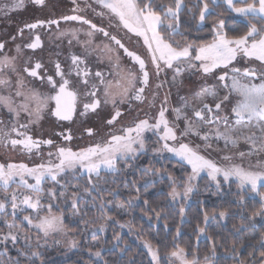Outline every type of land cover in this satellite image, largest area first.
Wrapping results in <instances>:
<instances>
[{"label":"snow or ice","instance_id":"obj_1","mask_svg":"<svg viewBox=\"0 0 264 264\" xmlns=\"http://www.w3.org/2000/svg\"><path fill=\"white\" fill-rule=\"evenodd\" d=\"M28 2L37 7L46 5V0ZM92 3L100 11L93 8ZM92 3L83 0L84 7H81L78 0H72L74 7L71 11L75 14L63 15L58 19H37L18 30L22 35L25 29L31 32L55 25L58 37H70V45L73 40L81 44L83 54L71 55V64L67 69L56 61L54 74L45 71L42 75V63L36 61L32 64L30 58L20 67L21 45L16 44V54L11 55L5 51L6 43L0 41V113L8 117L5 123L3 115H0V145L5 148L10 146L13 151L27 154L29 158L40 157V162L31 166L24 162L0 163V189L3 193L0 212L5 213L0 222L7 228V232H0V239L11 241L14 245L20 240L24 241L23 247L16 249V257L10 256L7 247L3 249L0 255L6 259L2 264H46L43 250L49 246V238H53V243L57 245L61 240L55 237L67 238L68 249L80 245V240L70 236L73 229L66 220L70 223L72 217L80 212L78 201L81 194L72 191L67 197L73 210L71 217H68L62 206L66 200L59 199L51 188L47 189L45 196L43 185L48 180L62 184L66 183L65 178L69 174L75 179L86 176L87 186L83 191L89 195L96 194L93 200H99L98 210L105 221L92 227L104 232L107 221L120 223L114 215L109 214L110 210L114 207L118 212H127V209L123 203L114 204L113 200L104 199L98 181L103 179L102 172H119L120 161L127 163L146 153L148 145L145 133L149 132L157 137L156 143L159 145L152 148L154 154L162 157L165 152L171 153L178 158L182 167L186 164L191 168L183 176H177L166 168L148 166L144 169L145 174L167 175L171 181V190L167 195L173 201L177 198L187 200L196 187L193 181L204 173L217 190L225 183L236 185L239 195L234 205L241 215V228L244 227L243 214L246 211L249 212V221L254 222L257 217L264 220V159H261L264 155V0H195L194 4L191 0H92ZM25 5L26 0H8L0 5V12L7 14L23 9ZM88 10L101 20L106 18L108 26H100L81 14ZM225 12L242 18L246 22V30L230 35V31L237 30L228 29L223 18ZM184 13L191 14L199 28H203L208 18L215 14L218 19L211 25V39H187L181 30V16ZM253 19L258 23H253ZM61 21L79 22L87 28L60 30ZM81 32L87 39L80 40ZM97 34L102 35L106 42L95 43ZM133 36L137 43L142 39L143 52L127 46L124 37L131 40ZM15 39L13 36V42ZM24 47L32 50L42 47L40 35L36 34L31 43ZM93 55L98 63L107 62V71L100 68L93 71L89 67L88 57ZM238 57L248 66L230 68ZM257 63L259 67L255 66ZM220 68H230L231 72L222 71L216 77L223 82V91L215 86L202 87L182 108L171 109L174 116L171 120L166 94L156 115L134 118L129 124L116 127L125 114L123 105L132 110L135 102L143 104L148 100L146 91L151 87L153 76L159 78L162 72L170 70L171 84L182 85L186 73L207 77L215 75ZM26 77L33 78V82ZM34 81H39L40 86H36ZM164 83L167 81H160L155 87L159 89ZM42 87H46L47 91L41 90ZM156 96L157 93H153L148 101L151 107H155ZM229 104L235 117L232 125L228 123V115L221 114ZM101 113L104 115L101 116ZM49 117L56 122L78 121L80 127L76 131L79 135L72 127H67L54 133L61 138L60 143L51 137L44 138L34 130ZM92 117H99L102 125L89 124ZM190 136L204 141L205 149L212 148L208 143L211 136L223 139L224 148L217 147L216 151L224 152L221 159L227 163H218L202 154L201 145L193 144L188 139ZM74 139L86 142L74 149L71 146ZM241 139L251 144L252 151L247 154L241 152L239 156L244 158L247 155L249 159L256 157L254 165L245 167L233 162L235 153L229 150L228 145L231 143L235 146ZM44 145L54 149L47 153V159L41 152ZM29 178L34 182L30 183ZM131 183L135 186L137 181ZM13 184L16 188L9 191ZM73 187L79 188V185ZM136 191L139 193L138 188ZM108 194L117 193L112 189ZM60 195L63 197L65 194ZM246 196L253 202L258 198L259 206L249 211ZM135 199H139V196H129L127 203L131 205ZM148 203L145 199L144 204ZM9 204L11 218L6 211ZM150 211L159 219L163 209L156 211L152 208ZM180 212L183 216V206ZM144 214L148 215L147 212ZM232 214L231 206L222 207L218 211L213 209L211 214L205 211L204 220L207 222L210 215L212 219L225 220ZM120 227L132 230L130 221L121 223ZM233 228L239 232L236 225ZM32 230H35L34 240ZM197 232L211 241V255L205 253L202 261L198 248L181 245L179 240L182 233L177 229L172 237L171 249L164 253L167 257L165 264H216L218 247L230 255L234 264H264V231L260 232L257 240L249 241L247 245L243 241L238 245L233 240L229 246L218 243L204 227L197 226ZM92 239L93 246L87 248L92 259L86 264H109L104 258L106 252L114 254L115 249L124 251L119 233H114L115 243L108 249L100 242L96 231H93ZM143 245L151 257L149 264H162L159 246H154L149 240H144ZM248 248L252 251H247Z\"/></svg>","mask_w":264,"mask_h":264},{"label":"trees","instance_id":"obj_2","mask_svg":"<svg viewBox=\"0 0 264 264\" xmlns=\"http://www.w3.org/2000/svg\"><path fill=\"white\" fill-rule=\"evenodd\" d=\"M191 3H195V0H191ZM218 11H224L223 9H218ZM226 20V25L228 29L235 28L237 31H230L229 34H241L246 30V22L242 18L236 17L232 13L225 12L223 17ZM215 19L218 17L215 14L212 17H209L206 24L203 28L197 26V21L192 18L191 14L184 13L181 16V30L185 33V36L189 40H198V39H211L210 28ZM147 158L140 157L138 160H135L131 163V168L125 166V164L120 165V171L117 172V175H109L113 179H106L102 184L106 187L104 196L109 200H113L114 204L116 203H125L126 199L124 196L129 197L139 196V199L133 200L131 211H133L131 216V224L133 229L142 236L145 240L152 242L154 246H159L161 255L163 257L162 264H165L167 257L164 256L166 251H169L172 247L171 241L172 237L176 235L177 229L182 233L179 242L181 245H187L191 248H198L200 252V258L203 261L205 253L209 252V247L211 241L208 240L207 236L201 235L197 232V226L206 228V231L213 238L218 240V243H222L225 246H229L233 240L239 245L242 241L247 245L249 241H255L259 238L261 231H264V220L257 217L256 220L249 221L247 216L248 211L243 214V224L244 227H240L242 223L241 215L239 210L235 207L234 201L238 197L239 193L237 187L234 183L222 185L220 190L213 188L212 186L205 187V182L202 180L201 188L198 186V190L193 196V202L184 210V215H181L180 206L175 204L167 193L171 190L169 180L167 178H160L159 175L151 174L153 183L145 187L139 186V174L141 173L139 167L141 165L147 164ZM177 162H170V160L165 161H154V169H168L169 171H174L176 168ZM176 164L173 168V165ZM137 181L135 188L131 181ZM199 185V184H198ZM85 188L87 185H80ZM57 193H59L58 186H55ZM139 189L137 193L136 189ZM115 189L116 196L113 197L109 195V191ZM84 195V193H82ZM95 195V194H94ZM149 201L148 205L144 204V200ZM247 208L252 210L254 207L259 206L258 198L255 202L251 199H248L246 196ZM128 204V203H127ZM232 207L233 214L225 220L212 219L211 215L209 220L205 222L204 212L207 211L209 214L212 213L213 209L217 211L222 207ZM155 208L156 211L161 212L159 219L156 218L155 214L150 210ZM89 211L92 210V207L88 208ZM117 210L113 207L110 210V215H114L117 219L119 218ZM147 212L148 215L144 213ZM66 223L69 224V227L73 229L70 234L79 236L80 228L79 223L76 224L69 223L66 220ZM114 222H109L107 230L105 231L103 237L101 238L102 244L105 245V248H112V245L115 243L113 241L114 233H119L121 236V247L124 248L123 252H120L118 249L114 250L113 253L105 254V259L109 264H149L150 259L148 254L139 246L136 242V239L132 238L130 234L121 231L116 227ZM255 224V227H253ZM167 225V227L165 226ZM233 225H236L239 228V232L233 228ZM80 247L73 252H65L59 250L57 253L55 249L53 251H47L44 256L46 264H86V262L91 259L90 256L82 249L84 246L83 241H81ZM247 251H252L251 248H248ZM246 255V253H245ZM216 264H234V261L230 258L229 254H226L223 248H217V257Z\"/></svg>","mask_w":264,"mask_h":264},{"label":"rangeland","instance_id":"obj_3","mask_svg":"<svg viewBox=\"0 0 264 264\" xmlns=\"http://www.w3.org/2000/svg\"><path fill=\"white\" fill-rule=\"evenodd\" d=\"M253 23H258L257 20L253 19L252 20ZM177 39H180V37H176ZM142 43V39L140 40ZM248 66V64L243 60L240 59L239 57L237 58L236 61H234L232 63V65L230 66V68L232 67H239V68H243ZM256 67H259V64L257 63L255 65ZM230 68L229 69H224V68H220L216 70L215 75H209L207 77H202L199 74L196 75H192L189 73H186L183 77L184 83L182 85H172L171 84V78H172V72L166 71V72H162L160 77L157 78L155 77L156 81H155V85L157 83H159L160 81H167V83H164L163 87L157 89L154 91L155 93H157L156 99L154 101L155 103V107H151L150 104L148 106V108H146V110H142L140 113H138L137 115L131 117L129 120H127L124 125L129 124L134 118H144L145 116H154L156 115V113L159 110V107L161 105V102L164 100L165 95H168V108H169V113H168V117L169 119H173V113L171 111V109L173 108H182L184 106L185 103L190 102L192 100V98L196 95V93H198L200 91V89L202 87L208 86V87H217L218 89H220L221 91H223L222 89V84L223 82H220L216 79V77H218L220 75V73L222 71H229L230 72ZM228 112V105L227 107L224 109V112L221 113L222 115L226 114ZM231 112V111H230ZM232 114V113H231ZM235 122V117L232 114V116H230V118H228V123L230 125L234 124ZM181 127H183V125L181 124ZM146 136V142L148 145V151L144 154H141L138 156L137 159L138 160L141 156L144 158H147V164L146 165H141L139 167V171L141 172L139 174V186L140 187H145L147 185L152 184L154 181L151 178V174L152 173H148L145 174L144 169L148 166L153 167V163L154 161L160 160V161H165V160H170V162H177L176 164V168L174 169L173 172L175 175L177 176H183L186 173H189L191 171L190 166L184 164L183 167L181 165V162H178V158L173 156V154L171 153H163V156H158L156 154H154L152 152V148L159 146L156 141H157V137L152 135V133H145ZM188 139H190L193 144H200L201 145V149H202V154L206 155L207 157L216 160L218 163H227L226 161H223L221 159V157L224 155V152L222 151H216V148L219 147L220 149H223L225 146V142L223 139H217L215 136H211L208 143H210L212 145V148H208L205 149L204 148V141H202L199 137L197 136H190ZM187 142V141H185ZM74 148V147H73ZM229 150L232 153H235L234 157H233V162L234 163H238V164H243L245 167L249 166V165H254L255 161H256V157H252L251 159L248 158V156L246 155L244 158H241L239 156V153L243 152V153H249L252 151V146L250 143L244 141V140H240L237 145L233 146L231 143H229L228 145ZM75 149V148H74ZM49 151H54V149H45L42 151V155L44 157V159H47V153ZM261 159H264V155L261 156ZM135 160H129L127 163H125L124 161H120L119 164H125V166L131 168V163L134 162ZM24 162V163H28L29 166H31L33 163H39L40 162V157L39 156H32L31 158H29V156L27 154H23V153H18V151H13L11 149V147L9 148H3L0 145V163L3 162ZM118 164V168L120 169V165ZM117 175L116 173H101V176L103 177V179L99 180L98 183L101 186V188L103 189V192L106 191V187L103 186V182L106 179H113V177H109V175ZM160 178H167V175H159ZM66 183H62V184H56L54 182H52L51 180H48L44 183L43 187L45 188V196H47V189L51 188L53 189V191L56 193L57 197L59 199H63L66 200L67 202L64 203L62 206L65 209V215L68 217H71L72 214V208H71V201L67 199V197L70 195V193L72 191H79L81 194V198L79 199L78 203H79V207H80V212L76 214L75 217H72L71 219V224H76V222H78L79 228H80V234L79 236L77 235H73L70 234V236L72 238L78 239L84 242L85 245L84 248L82 247V249H84V251L89 255V253L87 252V248L90 246H93V239H92V233L93 231H96L97 237L101 241V238L103 237L105 231L107 230L108 227V223L109 222H114L113 224L116 225V227L118 229H120L123 232H126L128 234L131 235V237L134 239H136V242L139 244V246L148 254L147 249L144 247L143 245V241L145 240L142 236H139V234L135 231V229H133L130 231L128 227H124L121 228L120 224L124 223L127 224L129 221L131 222V216L133 213V211H131V206L133 203H131V205L127 204V200L128 197L124 196V198L126 199V202L123 203L125 208L127 209V212H124L123 210H120L119 212L116 211L119 215V222L120 223H116L114 220H109L107 221V226L104 232H100L97 229H94L92 226L93 224H100V223H105V221L101 218L100 216V212L98 210V206H99V200L94 201L93 200V196H95L96 194L93 193L91 195H89L88 193L83 191V187H81L80 185H87V177L86 176H81L79 179H75L72 177L71 174H69L66 178ZM202 180H204L205 182V187L203 188H207L208 186H212L213 188L216 189L215 185L213 183H210L209 180L207 179L206 175L204 173H201V176L199 178H197V180L193 181V183L196 185L194 191L190 194L189 198L187 200H184L183 198H177L176 201H173L175 204H177L178 206H183L184 210L189 206V204H191L193 202V196L195 195V192L198 190V186L200 189L201 185H202ZM146 181H151V183H146ZM29 182L33 183L34 181L29 178ZM170 186H171V181H169ZM199 184V185H198ZM73 185H79V188H74ZM223 185H227V183L223 184ZM55 186H58V189L60 190L59 193H57V189ZM138 186L135 185V188ZM16 188V185L13 184L11 186V188L9 189V191H11L12 189ZM21 191H25L23 189H21ZM61 193H64L65 195L63 197H61ZM84 193V195L82 194ZM95 194V195H94ZM3 193H2V189H0V198H2ZM113 197L116 196V194L112 195ZM104 199H107V197H105L103 195ZM109 200V199H108ZM59 202V200L57 201ZM121 203V202H119ZM23 207V206H21ZM89 207H92V210L89 211ZM112 209V208H111ZM7 215L9 218H11V206L10 204L7 207ZM131 212V213H130ZM86 213V215H85ZM5 215L4 212H0V219L3 218V216ZM132 225V224H131ZM0 232H7V228L6 226L0 222ZM32 235H33V240L35 237V230H32ZM201 237H203V234H200ZM55 239H60L61 243L59 245L54 244L53 243V238H49L48 241V247L46 249H44V256L46 255L47 251H53L55 249V252L57 253L59 250L65 251V252H73L76 251L80 246H78L77 248H73V249H68L66 246V242H67V238L64 237H55ZM24 245V241L20 240V242L18 244H13L11 241H3L2 239H0V253L3 252V249L5 247H7L9 249V254L11 257H16L17 256V248H21ZM90 256V255H89ZM149 259L151 260L150 255L148 254ZM91 258V257H90ZM6 259L5 256L0 255V264H2V262ZM92 259V258H91Z\"/></svg>","mask_w":264,"mask_h":264},{"label":"flooded vegetation","instance_id":"obj_4","mask_svg":"<svg viewBox=\"0 0 264 264\" xmlns=\"http://www.w3.org/2000/svg\"><path fill=\"white\" fill-rule=\"evenodd\" d=\"M8 0H0V5L7 3ZM80 2L81 7H84L83 0H78ZM89 3H92V0H88ZM74 7L72 4V0H46V5L44 7H37L28 2L26 0V5L23 9L13 10L5 14L4 12H0V41L6 43L5 51L9 52L11 55H15V46L16 44L21 45L22 53L20 55L18 64L20 67H23L24 62L28 61L30 58V62L34 64L36 61H40L43 65V68L40 70L41 74L43 75L46 71L48 74H54L55 71V62L59 61L61 65L67 69L71 64V55L73 54H83V47L81 44L77 43L73 40L72 44H69L70 37H58L57 35V28L53 25L51 28L48 27H40L31 32L28 29H25L23 34L19 33V29L23 27L26 23H33L37 19H58L63 15H72L75 14L71 11ZM92 7L96 8L97 11H100L97 5L92 3ZM86 15L88 19H91L94 23L107 27L108 20L105 18L101 20L100 17L94 15L91 10H88L86 13H81ZM87 28L86 25H81L79 22H64L61 21L60 23V30H64L67 28ZM36 34H39L42 41V47L32 50L24 47L26 44L31 43L32 39ZM15 36L16 39L13 42L12 37ZM80 40H85L87 37L80 33L79 36ZM95 43H102L104 38L102 35L97 34L94 38ZM124 41L126 42L127 46L130 48L135 47L140 52H143V48L141 47V41L137 43L136 38L133 36L131 40H128L127 37H124ZM127 63V61H126ZM88 64L89 67L95 71L97 68L103 69L107 71V62L98 63L95 55L88 57ZM151 70V69H150ZM230 74V73H229ZM27 80L33 82V78L26 77ZM155 76L151 79V87L146 91V96L148 100H146L143 104L139 102H135L133 104V109L128 110L127 105H123V109L125 114L120 118V123L116 125V127H120L121 124H124L127 120L131 117L137 115L142 110H146L149 106V100L152 99L153 93L156 90L155 88ZM258 82V81H257ZM36 86H40L39 81H34ZM41 90L47 91L46 87H42ZM231 104L228 105V118L232 116L231 114ZM0 115H3L0 113ZM104 113H101L103 116ZM3 119L5 123L8 122L7 115H3ZM89 124H93L96 126L102 125V120L99 117H92L89 121ZM72 127L74 131L79 129L80 124L79 122L70 123V122H56L54 118H47L41 121V124L34 130L39 132L43 135L44 138L51 137L57 143H60L61 138L54 135V133L61 131L63 128ZM106 131V129H104ZM76 135H79V132L76 131ZM86 140L81 139H74L71 141V146L76 148L77 145H83ZM2 146V145H1ZM3 147V146H2ZM10 147V146H9ZM8 147V148H9ZM5 149V147H3ZM49 147L44 145L41 148V152ZM18 153H21L18 151Z\"/></svg>","mask_w":264,"mask_h":264}]
</instances>
